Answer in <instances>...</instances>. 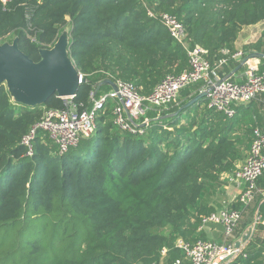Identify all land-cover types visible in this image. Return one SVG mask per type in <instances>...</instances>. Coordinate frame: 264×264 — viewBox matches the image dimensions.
<instances>
[{
  "label": "trees",
  "instance_id": "trees-1",
  "mask_svg": "<svg viewBox=\"0 0 264 264\" xmlns=\"http://www.w3.org/2000/svg\"><path fill=\"white\" fill-rule=\"evenodd\" d=\"M149 11L175 15L191 48L206 49L211 62L223 51L230 58L241 30L264 22V0H0V43L13 35L39 63L69 28V58L86 79L73 101L85 110L112 82L132 83L146 96L189 69L186 48ZM201 85L160 118L151 111L144 136L115 127L109 103L92 138L62 155L39 131L32 156L23 137L66 101L54 95L31 107L0 85V264H161L164 248V264H172L182 258L177 239L207 240L202 218L216 211L211 198L244 160L262 117L250 113L251 103L229 118L209 109L207 98L179 113ZM6 247L14 254H2ZM244 251L238 264H264L263 235Z\"/></svg>",
  "mask_w": 264,
  "mask_h": 264
},
{
  "label": "built area",
  "instance_id": "built-area-1",
  "mask_svg": "<svg viewBox=\"0 0 264 264\" xmlns=\"http://www.w3.org/2000/svg\"><path fill=\"white\" fill-rule=\"evenodd\" d=\"M150 18L159 19L170 36L182 44L188 53L189 69L181 74L168 75L159 83L150 95H141L132 83L122 80L115 82V88L107 93L97 96L91 95V108L80 110L74 103V97L64 99L67 108L63 110H48L45 116L36 124L28 135L23 137L22 145L27 148V155H33V140L39 131L46 132L56 145L60 154H66L70 149L76 148L82 140L92 138L97 131L98 114L104 111L111 100L113 107V124L119 130L135 136H144L146 127L150 123L148 114L157 111L158 114L169 110L180 101L183 91L204 84L207 91L209 109L223 113L229 118L237 115L240 107L259 101L264 104V74L260 64L249 59L245 62V79L242 82L221 75V68L229 65L230 60H244L242 51L234 53L229 58V51H223L225 57L220 65H212L209 52L199 45L191 48L185 25L169 13L148 12ZM80 83H85L84 75L79 73ZM264 176V131L260 128L254 130L253 140L245 159L237 164L232 172L231 181L242 187L236 202L241 209L234 206H224L214 213L202 218V231L206 227L221 226L223 240H198L194 243L181 238L175 242V249L182 253L172 264H238L242 257L247 258L245 246L237 247L234 242L245 212L253 206L258 197H262L264 205V192L259 188V182ZM263 225L261 214L255 216L251 232H258ZM264 237V233H263ZM168 248L162 251V257L169 253Z\"/></svg>",
  "mask_w": 264,
  "mask_h": 264
},
{
  "label": "water",
  "instance_id": "water-1",
  "mask_svg": "<svg viewBox=\"0 0 264 264\" xmlns=\"http://www.w3.org/2000/svg\"><path fill=\"white\" fill-rule=\"evenodd\" d=\"M68 50L69 45L60 37L53 49L41 51V61L35 63L20 50L17 40L0 46V85L8 87L15 102L31 107L44 105L54 95L61 99L75 97L81 83ZM255 57L264 56H248L242 64ZM110 84L115 88V83ZM207 95V91L200 93L179 113Z\"/></svg>",
  "mask_w": 264,
  "mask_h": 264
},
{
  "label": "crops",
  "instance_id": "crops-1",
  "mask_svg": "<svg viewBox=\"0 0 264 264\" xmlns=\"http://www.w3.org/2000/svg\"><path fill=\"white\" fill-rule=\"evenodd\" d=\"M260 40H262L263 42L262 49L264 50V22L259 23L258 25H255V26L244 27L239 33V37L235 43V50H236L235 53L242 51L245 54V58H247L248 56H257V55L264 56V51H260L254 48V46ZM252 60L260 64V70L264 74V57H255ZM242 62H243L242 60H232V63H229L228 66L221 68V71H220L221 75L225 74L226 76L232 78L235 81L242 82L245 79V70H246ZM211 64L215 66L220 65L221 60L211 62ZM204 84L205 83H202V85L200 86V90H199L200 93L204 89ZM250 107L252 109L250 110V113L255 112L257 110L258 113L261 115L262 121L260 124L261 126L260 129L264 131V104L259 101H255L252 103ZM161 114L162 113L158 114L159 116L158 118H160ZM249 150H250V147L243 151L244 156H246ZM241 162H239L238 164H240ZM231 175H232V172L224 174L222 176V179H221L222 185L218 191V194L214 196L213 198H211L210 205L213 206L215 210H219L223 208L224 206L238 205V203L236 202V198L240 194L242 187H238L235 183L231 181ZM259 188L264 192V176L261 178L259 182ZM252 210H255V213L253 217H250L248 213L251 212ZM258 211L261 214V218L263 222V225H260L262 226V231L251 232V228L254 225L255 216ZM247 222H250V223H247ZM246 224L248 225L246 226ZM259 227H258V230H259ZM202 232L205 234L207 240H212V241H217V242H220L223 240V228L221 226L206 227L202 230ZM263 233H264V205L262 204V197H258L256 202L253 204V206L250 207L245 212L243 221L238 231L236 232V237H235L234 242L236 244H240L241 246H246L247 243L251 241L253 237H257V236L260 237L263 235ZM247 236H249V238H246ZM168 255L166 257L161 258L163 262L161 264H164V260L167 259Z\"/></svg>",
  "mask_w": 264,
  "mask_h": 264
},
{
  "label": "rangeland",
  "instance_id": "rangeland-1",
  "mask_svg": "<svg viewBox=\"0 0 264 264\" xmlns=\"http://www.w3.org/2000/svg\"><path fill=\"white\" fill-rule=\"evenodd\" d=\"M61 37H62L63 40L66 42V44H68V42H69V28H66V30L63 32V35H62ZM15 40H16V39H14V36L11 35L10 37H7L6 39H4V41H2V42L0 43V46L5 45V44H10V45H11V44H13V43L15 42ZM13 100H14V99H13ZM109 103L112 104L113 102L110 100ZM243 159H245V156H244ZM26 233H30V232H27V231H26ZM11 245H12V244H11ZM5 253H10L11 255H13L14 253H13V249H12V247H6V248L4 249V253H2V254H5Z\"/></svg>",
  "mask_w": 264,
  "mask_h": 264
}]
</instances>
